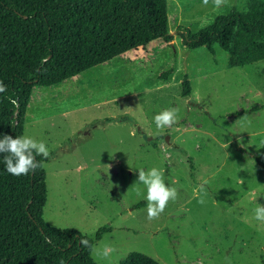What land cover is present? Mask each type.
Returning <instances> with one entry per match:
<instances>
[{"label":"rangeland","instance_id":"1","mask_svg":"<svg viewBox=\"0 0 264 264\" xmlns=\"http://www.w3.org/2000/svg\"><path fill=\"white\" fill-rule=\"evenodd\" d=\"M244 5L166 0L169 43L32 89L22 136L49 150L42 219L90 238L108 227L92 245L95 263L119 264L136 252L157 264H264V224L252 219L264 205V59L230 68L217 45L214 55L187 50L179 36ZM169 108L178 123L158 130L154 117ZM153 167L178 196L149 221L147 189L136 181L139 169ZM105 246L114 251L105 256Z\"/></svg>","mask_w":264,"mask_h":264},{"label":"trees","instance_id":"2","mask_svg":"<svg viewBox=\"0 0 264 264\" xmlns=\"http://www.w3.org/2000/svg\"><path fill=\"white\" fill-rule=\"evenodd\" d=\"M179 36L187 50L203 47L214 55L217 45L227 53L230 68L263 60L264 0H245L243 9L232 6L205 27L184 28ZM171 40L166 0H0V81L7 86L0 94V137L22 136L34 87L62 83L127 51ZM170 73L159 77L166 80ZM189 93L185 75L179 94ZM36 159L41 166L35 172L14 176L0 154V264H97L92 245L109 228L90 238L73 228L47 225L42 219L47 159ZM119 264L157 263L133 252Z\"/></svg>","mask_w":264,"mask_h":264},{"label":"clouds","instance_id":"3","mask_svg":"<svg viewBox=\"0 0 264 264\" xmlns=\"http://www.w3.org/2000/svg\"><path fill=\"white\" fill-rule=\"evenodd\" d=\"M225 0H213L216 7L223 5ZM209 0H203V4L207 5ZM7 91V86L0 81V94ZM9 102L14 106L17 105V101L11 96L8 97ZM154 122L158 130H163L167 127H172L178 123V110L175 108H169L163 110L161 113L154 117ZM0 154H4V163L8 173L14 176L27 175L29 172H35L39 168L40 162L37 161V156H43L47 158L49 156V150L46 143L43 141H37L31 136H17L13 138L10 135H3L0 137ZM138 184H142L147 189V218L149 221L158 219L165 211L170 201H175L178 196L177 189L169 186L165 183V177L160 169L155 167L151 168L147 172L144 169L138 170ZM208 182L205 180L201 185V191ZM199 203L203 204L201 199ZM252 219L264 224V205L258 204L253 209ZM81 244L86 247H90L87 240H81ZM109 251H114L110 246H105L103 254L108 255ZM61 264H64L61 261Z\"/></svg>","mask_w":264,"mask_h":264},{"label":"water","instance_id":"4","mask_svg":"<svg viewBox=\"0 0 264 264\" xmlns=\"http://www.w3.org/2000/svg\"><path fill=\"white\" fill-rule=\"evenodd\" d=\"M165 141H167V138H165Z\"/></svg>","mask_w":264,"mask_h":264}]
</instances>
